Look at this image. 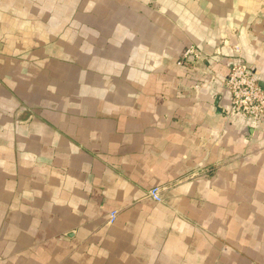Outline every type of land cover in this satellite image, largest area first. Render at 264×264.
Instances as JSON below:
<instances>
[{
	"label": "crops",
	"instance_id": "crops-1",
	"mask_svg": "<svg viewBox=\"0 0 264 264\" xmlns=\"http://www.w3.org/2000/svg\"><path fill=\"white\" fill-rule=\"evenodd\" d=\"M130 1L8 36L0 264H264V120L226 114L237 56L264 85V0Z\"/></svg>",
	"mask_w": 264,
	"mask_h": 264
},
{
	"label": "rangeland",
	"instance_id": "rangeland-1",
	"mask_svg": "<svg viewBox=\"0 0 264 264\" xmlns=\"http://www.w3.org/2000/svg\"><path fill=\"white\" fill-rule=\"evenodd\" d=\"M128 1L130 0H116V2L112 0H0V53L8 44L10 32H14L12 37L14 41L15 37L22 42L31 37L35 42L40 40L47 42L49 39H44L41 34H37L40 20L44 25L53 27L56 19L70 18L72 20V13H126L130 7ZM142 4L147 10L167 13L159 11L155 0H142ZM188 49L193 51L186 57L184 54ZM192 57L197 61L202 57L212 58L214 55L205 53L195 43H190L179 54L177 62L179 64L189 63V61L195 63ZM238 58L240 56L236 59Z\"/></svg>",
	"mask_w": 264,
	"mask_h": 264
},
{
	"label": "built area",
	"instance_id": "built-area-1",
	"mask_svg": "<svg viewBox=\"0 0 264 264\" xmlns=\"http://www.w3.org/2000/svg\"><path fill=\"white\" fill-rule=\"evenodd\" d=\"M193 50L188 49L184 56ZM226 85L231 93V105L226 111L228 117L245 115L254 123L264 120V85L258 79L252 65L235 59L226 78ZM162 187L155 185L149 189V195L157 201H162ZM117 210L110 213V221L117 217Z\"/></svg>",
	"mask_w": 264,
	"mask_h": 264
}]
</instances>
